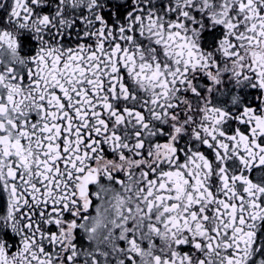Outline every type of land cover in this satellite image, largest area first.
<instances>
[{
  "label": "snow or ice",
  "instance_id": "obj_1",
  "mask_svg": "<svg viewBox=\"0 0 264 264\" xmlns=\"http://www.w3.org/2000/svg\"><path fill=\"white\" fill-rule=\"evenodd\" d=\"M0 264H264V0H0Z\"/></svg>",
  "mask_w": 264,
  "mask_h": 264
}]
</instances>
